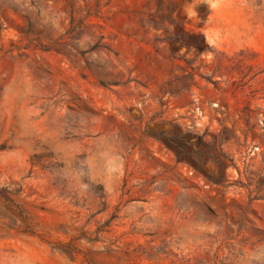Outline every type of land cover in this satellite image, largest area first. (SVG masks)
<instances>
[{
  "label": "rangeland",
  "instance_id": "374dc122",
  "mask_svg": "<svg viewBox=\"0 0 264 264\" xmlns=\"http://www.w3.org/2000/svg\"><path fill=\"white\" fill-rule=\"evenodd\" d=\"M0 264H264V0H0Z\"/></svg>",
  "mask_w": 264,
  "mask_h": 264
},
{
  "label": "built area",
  "instance_id": "2783aa9c",
  "mask_svg": "<svg viewBox=\"0 0 264 264\" xmlns=\"http://www.w3.org/2000/svg\"><path fill=\"white\" fill-rule=\"evenodd\" d=\"M217 105L213 104V109ZM213 113L219 117V113L213 110ZM173 121L176 122L186 132L199 135L208 136L209 134H217L221 131V124L213 118V114L200 108L198 105L190 109L175 110L172 114ZM258 148L255 146L246 147L242 152L243 159L248 164L256 156ZM232 153V152H231ZM231 158L235 160L237 154L233 152L230 154ZM236 178V173L230 178Z\"/></svg>",
  "mask_w": 264,
  "mask_h": 264
}]
</instances>
